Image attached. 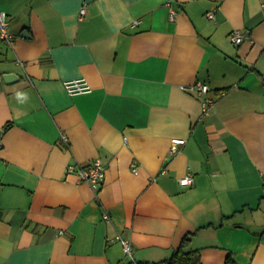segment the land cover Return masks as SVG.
<instances>
[{
	"label": "crops",
	"instance_id": "obj_1",
	"mask_svg": "<svg viewBox=\"0 0 264 264\" xmlns=\"http://www.w3.org/2000/svg\"><path fill=\"white\" fill-rule=\"evenodd\" d=\"M0 10L14 35L0 42V264H163L185 237L201 264H264V0ZM76 78L91 89L69 94ZM197 81L216 98L208 115L183 89ZM98 157L95 191L67 167Z\"/></svg>",
	"mask_w": 264,
	"mask_h": 264
},
{
	"label": "built area",
	"instance_id": "obj_2",
	"mask_svg": "<svg viewBox=\"0 0 264 264\" xmlns=\"http://www.w3.org/2000/svg\"><path fill=\"white\" fill-rule=\"evenodd\" d=\"M170 8V18L171 20H175L177 16V10L172 5L171 2L167 3ZM86 13V8L82 7L80 11V18L84 17ZM206 15L213 20H216V14L214 11H209ZM140 20H136L133 25H138ZM14 35L10 30V21L7 15V12L4 10H0V42L5 41L9 45H12ZM231 39L234 43H240L243 40V36L237 32L231 33ZM65 89L69 94H77L82 92H87L91 89L90 83L85 78H76L67 80L64 82ZM183 89L189 92H195L201 98V102L203 105V115H208L213 110L216 98L209 96V92L211 87L208 83L197 81L191 85L183 86ZM63 140L67 141L68 138L65 134L62 135ZM185 143V140L182 138H173L171 145V154H175L179 151V146ZM3 146V141L0 139V149ZM137 170V166H133V171ZM68 172H77L79 177L88 182L95 191H98L102 186L105 180L106 174V164L104 161L98 157L93 161L87 164H69L67 167ZM179 183L182 186H190L194 184V175L192 173H188L185 176L179 178ZM119 239H121L123 243L124 255L130 257L131 260L133 257V248L132 244L127 238H123L119 235Z\"/></svg>",
	"mask_w": 264,
	"mask_h": 264
},
{
	"label": "trees",
	"instance_id": "obj_3",
	"mask_svg": "<svg viewBox=\"0 0 264 264\" xmlns=\"http://www.w3.org/2000/svg\"><path fill=\"white\" fill-rule=\"evenodd\" d=\"M188 240L189 238L185 237L181 248L174 253L173 258L167 261H162L161 263L170 264L177 261L179 264H201L200 256L197 252L192 250L185 251L183 249Z\"/></svg>",
	"mask_w": 264,
	"mask_h": 264
},
{
	"label": "water",
	"instance_id": "obj_4",
	"mask_svg": "<svg viewBox=\"0 0 264 264\" xmlns=\"http://www.w3.org/2000/svg\"><path fill=\"white\" fill-rule=\"evenodd\" d=\"M14 77H15V74H13V73H6L4 75V78L6 81H10L11 79H14Z\"/></svg>",
	"mask_w": 264,
	"mask_h": 264
}]
</instances>
